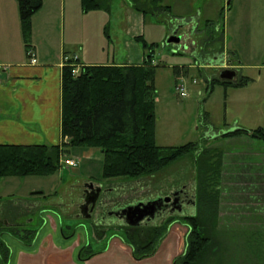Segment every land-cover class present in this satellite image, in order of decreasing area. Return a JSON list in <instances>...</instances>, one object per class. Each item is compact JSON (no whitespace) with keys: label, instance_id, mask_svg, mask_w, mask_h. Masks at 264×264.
<instances>
[{"label":"rangeland","instance_id":"rangeland-1","mask_svg":"<svg viewBox=\"0 0 264 264\" xmlns=\"http://www.w3.org/2000/svg\"><path fill=\"white\" fill-rule=\"evenodd\" d=\"M128 1L113 0L110 14L99 10L84 13L80 6V20L78 26L75 27H70L69 21L63 19L59 5L48 1V8L45 7V11L40 14L44 15V12L48 10L53 28L50 30L52 31L51 37L48 34L42 47L40 46L41 50L49 52L51 57L62 56L63 49L71 52L76 51L80 54L81 46L85 41L87 49L84 48V51L88 50L89 57L94 63L142 62L146 50L143 49L142 42L135 39L139 32L135 33V30H131L135 36L131 38L129 36L131 32L124 31L123 27L124 17L119 8H123L128 4ZM164 1L174 3V13L177 16L188 15L189 10H197L203 2L202 0ZM211 2L212 5L208 8H219L223 11L215 14L217 22L214 28L212 22L207 23L209 26L205 25L204 28L208 29V33L206 34V29H203V36L196 39L193 49L190 45L189 28H180L178 35H182V42L171 44L167 43L171 32L169 31L166 35L165 24L157 23L152 16L145 17L142 37L149 43L158 44L153 56V63L156 65L154 75L156 86L155 139L157 145L162 147L196 142L203 146H216L222 149L221 213L234 214L235 212V215L238 216L235 217L236 221L226 220L223 222L222 230L220 229L221 232H224L223 230L229 232L233 229L232 232H226L227 236L223 237L224 241H229L226 245L230 249L228 252L231 258L230 262H232L231 264H264V231L262 230L264 220L258 217V214H264V205H256L255 202H251L253 198L264 201V189L257 188V186L264 187V175L259 177L254 171H249L247 167L242 168L246 169L245 171H237L238 168L235 166L236 156L240 153H242L240 157H245L241 158L242 163L251 165V162L256 159L251 156L253 150L264 151V140L258 137L232 138L243 134L222 136L223 133L244 125L256 129L264 124V118L261 115L264 110V66H261L264 65V0H213ZM17 8L19 13L18 5ZM54 21H56L55 27ZM88 21H90V25ZM204 21L202 25L205 24ZM180 24H184V22ZM64 26L66 27V36L68 35L70 40L67 38L69 42L63 46L61 30ZM130 27L131 25L128 28L130 29ZM211 31H214V34L212 40H209L208 36ZM37 37L39 38L38 33ZM76 37L80 38L77 39L80 42L74 45L72 39ZM125 42H127L126 46ZM234 44H238L237 47L241 49L244 58L242 69H238L239 73L237 72L238 77L244 73L243 75L250 77L251 80L242 86L213 83L215 79H221V70L231 69L232 66L226 64V61L218 62L215 65L210 64V61L216 55H221L223 60L234 59L230 50ZM114 53H116L115 59L113 58ZM126 53L132 57V60H128V58L126 60ZM236 62L235 60L231 64L236 66ZM31 63L33 62L31 61ZM181 88H184L188 93L187 96L181 95ZM67 152L64 153L63 159L78 160L76 168H68L61 160V168L49 175L0 177V196L4 203L14 201L13 198L37 200L42 205V212L49 210L60 217L62 226L66 228L65 233L69 234L74 230V234L77 233L82 240L86 237L95 250L104 248L108 243V236L119 231L110 228L103 238L98 237L94 232L91 218L75 217L80 213L79 204L82 201V190L85 184L99 182L106 184L108 180L116 182L125 180L116 186L107 184L112 188H121L118 192L104 195L102 211L99 208L96 209V212L99 210V212L108 214H111L114 209L126 206V204L136 203L135 201L138 199L155 200L166 195L171 196L182 188L186 189L191 196L196 191L197 172L189 161V157L176 161L154 175L139 178L102 179L103 155L100 149L97 148L93 157H88L85 153ZM263 154L262 159L264 160ZM72 169H76L82 175L73 174ZM255 169H262L264 172V162H262V167ZM42 191L46 197H43ZM38 193L40 194L36 195ZM240 201L243 203H233ZM3 207L4 204L0 206V212L4 214L6 210L2 209ZM251 208L256 209L255 211L258 213L254 215L250 213ZM186 212L181 213L179 210H175L173 213L178 216L190 215L187 208ZM242 215L255 219L252 220L253 222L240 221L239 216ZM32 216L35 218L32 225L40 227L43 220H36L38 219L36 214L30 217ZM112 216H108L107 221L117 222L118 226H122V222ZM25 218V215H22L24 220L21 222H24ZM256 218L259 219L257 222ZM222 227H228V230ZM255 229L256 231H254ZM250 230L254 232L251 233ZM257 232L262 236H258Z\"/></svg>","mask_w":264,"mask_h":264},{"label":"trees","instance_id":"trees-1","mask_svg":"<svg viewBox=\"0 0 264 264\" xmlns=\"http://www.w3.org/2000/svg\"><path fill=\"white\" fill-rule=\"evenodd\" d=\"M17 1L23 40L28 51L32 49V16L42 7L43 1ZM112 1L80 0V3L84 13L93 10L109 13ZM129 2L143 16L155 17L159 22H167L173 18L172 7L164 0ZM213 34L214 31H211L209 40H212ZM135 39L142 42L143 49L146 50L141 64L77 65L67 62L63 65L62 142L0 144V177L52 174L61 168L64 153L73 147L100 149L103 155L102 179L154 175L176 161L189 157L197 172L195 213L170 215L145 228H133L128 235H124L123 240L130 245L133 257L142 260L156 253L172 225L178 222L187 227V232L184 251L174 259V264H231L228 253L230 249L226 245L229 241L223 240L227 231H220L223 223L220 199L223 151L216 146H203L196 142L180 146L157 145L154 82L156 65L153 63V56L158 44L147 42L142 35ZM66 53L68 52L64 54ZM76 67L78 72L74 73L73 69ZM249 80L250 77L240 75L235 80L215 79L213 83L242 86ZM244 133H251L252 137L264 140L262 126L251 130L236 128L222 136ZM224 229L228 230V227ZM39 230L40 227L31 224H0V263L8 264L11 258V248L5 242L4 234H10L20 242L31 245L36 241ZM65 231L66 228L62 226L65 238L74 234V230L69 234ZM232 231L233 229L229 232ZM95 233L102 237L104 231L96 229ZM96 253L98 251L87 244L80 249L79 259L85 261Z\"/></svg>","mask_w":264,"mask_h":264},{"label":"crops","instance_id":"crops-1","mask_svg":"<svg viewBox=\"0 0 264 264\" xmlns=\"http://www.w3.org/2000/svg\"><path fill=\"white\" fill-rule=\"evenodd\" d=\"M48 1H51L52 4L59 5V9L62 13L63 19L67 22L69 21L70 27L78 26L81 10L80 0ZM48 1L43 0L42 8H40L32 16L33 28L30 45L37 59V62L33 64L31 63V58L27 54V46L22 37V28L17 8V0H0V144L61 143L63 140L61 128L62 68L65 64L64 61H62V56L65 52H68L67 54L71 56L77 54L79 57L76 62L77 65L78 63L99 64L96 62L94 63L90 59L88 50L87 52L84 51V48L87 49V43L85 41H83L84 44H82L83 46H81L80 54H78L76 51L71 52L69 50L63 49L61 53L62 56L60 55V57H51L49 52L46 53L45 51L41 50L40 46L42 47V44L44 43V40L47 38L46 36H48V34H50L51 37L52 31L50 30H52L53 28L51 24L53 22L50 21L48 10L44 12V15L40 14L43 13L42 11H45V7L48 8ZM202 1V6L200 8H198L197 10H189L188 15L184 14L180 16H177L174 13V3L172 4L165 2L166 4L171 5L173 17L167 22H161L164 23V26L167 28L166 35L169 31L171 32L170 34H172L177 26H179L180 28H189L190 45H192L193 49L196 39L203 36V29H206V34L208 33V29L204 28L208 25L207 23L212 22L214 24V28L217 22V17H214L216 16L215 14L223 11L219 8H208L210 5H212L211 1L213 0ZM119 9L120 12L123 13L124 17V31H130L131 33L129 34V36H131V38L135 37L133 35L134 32L131 30H135V33L139 32V35L137 36L142 35L141 32L146 16H143L141 13L134 10L129 1L128 4ZM204 16L208 17L205 18ZM152 18H154L157 23H160L157 18ZM201 20H203L205 24L202 25L203 21ZM181 22H184V24H180ZM88 24L90 25V21H88ZM53 25L54 27L56 26V21H54ZM129 25H131L130 29L128 28ZM65 26L62 27L61 30V43L63 46L66 44V42H69L67 41L68 35L66 36ZM174 26L176 27L174 28ZM37 33L39 35V38L37 37ZM77 39L80 38L76 37L72 39L74 45L80 42V40ZM126 44L127 42H125V46ZM237 46L238 44H234V46H231L230 49L234 59L231 58L223 60L221 56L213 57V59L210 61V64L215 65L218 62L226 61L228 65L232 66V69L234 68L233 70L236 71V76H238L239 74H237V72L238 69H242V66L244 65V58L241 49ZM187 52L188 50L186 51V53ZM116 53H114L113 55L114 59ZM125 55L127 56L126 60L127 58L128 60H132V57H130L128 53H126ZM235 60L238 63L240 62V64L236 62V66L232 65L231 63L235 62ZM124 62L126 61H112V63L109 64L135 65L142 63ZM261 115L264 118V110H262ZM247 126L244 125L239 128L249 130L253 129V127ZM262 126L264 127V124H262ZM250 134L251 133H248V135L243 134L232 138H256L252 137ZM79 150V147H73L70 148L67 153L74 151L77 153L79 152L78 154L85 153L86 156L93 157V155L97 152V148L94 147H85L80 151ZM262 153H264V151L253 150V154L251 156L256 159L251 162V165H249L250 163H242L241 158L245 157H240L242 153L238 154L236 156L237 162L235 165L236 168H238L237 171H245L246 169L242 168L247 167L249 171H254L259 175V177L261 175H264L262 169H255L256 167H262V162H264V160L262 159ZM241 164H243L244 166H242ZM72 173H78V175L80 176L82 175V173H80L76 169H72ZM122 181L125 180H120L117 182L108 180L106 185L109 183L116 186L119 185V182L123 183ZM124 183L126 184V182ZM257 188L259 190L264 189V187L258 186ZM115 189L118 192L121 188ZM41 193L43 197H46L44 191H42ZM39 194L40 193L36 195ZM13 199L14 201L11 200L10 202L4 203L2 197L0 196V206L4 204V207L2 209L6 210L5 213L4 210L1 209L4 214L0 212V224H19L25 226H28L29 224L32 225V222L35 221V218L33 216H30L35 214L36 216L38 215V219L36 220H44V223L41 225L36 241L31 245L20 242L10 234L3 235L5 242L11 248V258L8 264H174V259L184 250V239L187 232V227L183 224L176 223L171 227L170 232L162 241L156 253L150 257L142 260H136L132 255L131 247L126 244L119 235H114L110 238H107L108 243L106 242V248L104 247L89 259L81 261L79 259V251L81 247H83V245L87 244L88 241L86 237L82 240L76 233L70 238H65L62 233V223L58 215L52 213L49 210H44V212H42V205L38 203L37 200L17 198ZM138 200L140 201L142 199ZM138 200L135 202H138ZM251 202H255L256 205H264V201L258 198H253ZM233 203L242 204L243 202L240 201ZM99 209L102 211L103 206H100ZM255 210L256 209L251 208L250 213H252L253 215L255 213H258ZM97 211L99 212V210ZM189 211L190 213H195L196 209L192 207L189 209ZM179 212L182 213V211L180 210ZM22 215H25L26 217L24 222H21L22 220H24L22 219ZM258 215V217H260L261 219L263 218L264 220V214ZM221 216L223 222H225L226 220L236 221L235 217H238L235 215V212L234 214H227L226 212H222ZM242 216H239V220L244 222H249L255 219L247 218L244 215ZM75 217L80 218L81 216L77 214ZM258 220L259 219L256 218V222ZM262 230L264 231V228ZM250 231L254 232L256 231V229L254 231Z\"/></svg>","mask_w":264,"mask_h":264},{"label":"flooded vegetation","instance_id":"flooded-vegetation-1","mask_svg":"<svg viewBox=\"0 0 264 264\" xmlns=\"http://www.w3.org/2000/svg\"><path fill=\"white\" fill-rule=\"evenodd\" d=\"M220 56L221 55H216L215 57H220ZM226 64H228V63H226ZM223 70H225V69H223ZM223 70H221L220 73ZM114 189L115 188H112L111 186H108L106 184H103L102 182H99V183H96V184H94V183L85 184L84 187H83V191H82V201L79 204L80 213H78V214L81 217H85V214H88V212H90L89 213L90 217H87V218H91L93 220L94 232H95L96 229H100V230L104 231V234L102 235V238H103V236H105L106 231L108 229L112 228V229L117 230L119 232L112 233L109 236V238L114 236V235H119L120 238L123 240L124 235L125 236L128 235V233L130 231H132L133 228H136V227L145 228L146 226L153 225L155 221H156V223H159L160 221H162L167 216L174 215L173 212L175 210H180V211H182V213H186V208L188 209V211L192 207H194L196 209V202H195V199H194V195L191 196L188 193V191H186V189L182 188L181 190H178V191L174 192V193H177V194L173 193L171 195L172 199L169 202H164L163 203L162 207H160L157 210L156 215H155L154 218H152L150 220H147V221H144L138 226H130V225H128L126 223L124 218H121L120 216L114 214L115 211L120 210L123 207L114 209L111 214H108L107 212H96V209L99 208L100 206H102V204H103L102 197L104 195L108 194V193H112V192L115 193L116 189L115 190ZM167 196H170V195H166L164 197H167ZM140 201H143V200H140ZM140 201H138V202H140ZM147 201H150V200H147ZM147 201H143V202H147ZM138 202H136V203H138ZM87 203H88V208L86 207ZM136 203L126 204V206L127 205H131V204H136ZM92 207H93V209H92ZM192 214H194V213H190V215H192ZM110 215L111 216L113 215L112 217H116L119 220V222H122V226H118L117 222L107 221V217L110 216ZM176 223H178V222H176ZM176 223H174V224H176ZM180 224H182V223H180ZM41 225L42 224H40V228H41ZM141 232H143V230ZM141 232H140V234H141ZM96 236H97V234H96ZM87 244H90V243L87 242ZM87 244H85V245H87ZM85 245H83V246H85ZM184 248H185V239H184ZM100 250L101 249H99L97 251L99 252Z\"/></svg>","mask_w":264,"mask_h":264},{"label":"water","instance_id":"water-1","mask_svg":"<svg viewBox=\"0 0 264 264\" xmlns=\"http://www.w3.org/2000/svg\"><path fill=\"white\" fill-rule=\"evenodd\" d=\"M180 27L177 26L174 32L168 37L167 43L180 44L182 41V35H178ZM236 77V71L231 69H225L220 73V78L224 80H233ZM177 194V193H174ZM171 196L160 197L155 200L147 202L140 201L136 204H131L123 207L120 210L114 212L115 215L124 218L126 223L130 226H138L142 222L150 220L155 217L157 210L162 207L164 202H169ZM95 202V201H94ZM88 208V203L86 204ZM93 209V207H92ZM90 212L85 214V217H90ZM112 213V212H111Z\"/></svg>","mask_w":264,"mask_h":264},{"label":"built area","instance_id":"built-area-1","mask_svg":"<svg viewBox=\"0 0 264 264\" xmlns=\"http://www.w3.org/2000/svg\"><path fill=\"white\" fill-rule=\"evenodd\" d=\"M27 54L28 56L31 58V61L33 63H36L37 62V59H36V56H35V53L33 52L32 49L28 50L27 51ZM78 55H74V56H71L69 54H63L62 56V61H64L65 63L66 62H72V64H76L77 62V59H78ZM70 60H73V61H70ZM75 60V62H74ZM73 72L74 73H77L78 72V67L74 68L73 69ZM180 93L182 96H187V92L184 90V88H181L180 90ZM63 160V164L66 165L68 168H76L78 166V160L74 159V158H66V159H62Z\"/></svg>","mask_w":264,"mask_h":264},{"label":"bare ground","instance_id":"bare-ground-1","mask_svg":"<svg viewBox=\"0 0 264 264\" xmlns=\"http://www.w3.org/2000/svg\"><path fill=\"white\" fill-rule=\"evenodd\" d=\"M182 42V41H181ZM71 61V60H70ZM75 61V60H74ZM65 63V62H64ZM67 63V62H66Z\"/></svg>","mask_w":264,"mask_h":264}]
</instances>
